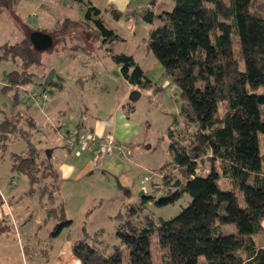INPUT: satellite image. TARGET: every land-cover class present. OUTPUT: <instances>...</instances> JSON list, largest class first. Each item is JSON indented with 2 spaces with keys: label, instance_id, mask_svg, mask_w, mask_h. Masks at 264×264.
<instances>
[{
  "label": "trees",
  "instance_id": "1",
  "mask_svg": "<svg viewBox=\"0 0 264 264\" xmlns=\"http://www.w3.org/2000/svg\"><path fill=\"white\" fill-rule=\"evenodd\" d=\"M18 1L0 0V14ZM76 1L95 27L96 38L120 39L98 6ZM152 1L143 12L132 14L151 24L160 20L149 29L146 46L179 88L181 110L167 133L171 158L150 174L151 190L114 215L119 242L110 253L96 242L102 230L91 234L86 229L74 241L73 251L82 264H156L152 236L157 234L160 264H264V246L254 238L264 233V154L259 139L264 134V0H173L171 9L158 12ZM80 23L66 19L51 34L65 37L69 26ZM108 49L126 82L136 87L132 92L154 86L132 54ZM42 53L29 37L0 44V63L15 65L4 75L2 87L13 92V107L25 102L18 87L35 81L32 67L43 64ZM128 87L121 85L120 99ZM19 112L0 121V142L22 132L27 149L10 158L13 171L26 175L34 192L39 151L30 135L17 131ZM79 139L76 133L69 145ZM56 190L50 192L48 209L49 218L56 219L51 237L73 223L62 202L55 205ZM181 199L186 205L170 218L148 209V204L167 206ZM112 200L111 208L119 201L117 196ZM107 212L102 210L101 216ZM227 225L237 233H227ZM14 230L11 219L0 218V234Z\"/></svg>",
  "mask_w": 264,
  "mask_h": 264
},
{
  "label": "crops",
  "instance_id": "2",
  "mask_svg": "<svg viewBox=\"0 0 264 264\" xmlns=\"http://www.w3.org/2000/svg\"><path fill=\"white\" fill-rule=\"evenodd\" d=\"M92 3L96 5L93 1ZM79 5L82 10L85 11L82 5ZM110 7H106L105 11H112L114 9L120 10L117 7H113L114 9H110ZM100 9L103 14V9ZM54 11L55 12L51 11L52 13L48 12L42 15V18L39 19L40 27H35L32 24L27 25L35 30H43L52 33L66 19H71L83 22L82 25L87 28L86 30L88 32L89 29L95 31L92 22L87 21L83 17L68 15L65 11L62 14L56 13L57 10ZM31 14L30 17L32 16ZM112 15L117 20L120 19V16L116 17L114 14ZM25 16L29 15L25 14ZM90 41L92 42V45H95L97 48H109V41H104L100 37ZM61 46V48L57 46L58 51L65 48L66 45L63 43ZM77 54V52H71V54H69L71 55L69 58L74 61L69 63L70 66L68 65V68L67 66L64 67L61 72L57 68L44 63V65L47 66L46 68H49V71H51L52 68L55 69V76L57 75L58 78L55 79L54 76L49 82H47V78H45L46 82L43 81L45 79H41L40 85L43 88L41 91L35 87L38 82L36 80L25 86L38 92L50 89L49 92L47 91L49 93L48 99H40L38 102L32 100L33 103L32 101H25L17 106V108H14H16L17 111L28 109L27 113L28 116H30V122L33 121L32 124L35 126L37 125L39 128V130L37 129L38 132L33 133L32 140L41 152L42 150H45L46 152V160L50 162L51 168H47L49 172L45 173V175L51 178L50 183L54 188H57L55 191V195L58 198L57 201L62 202L65 206L67 216H70L69 209L72 208L73 212H75L81 208L80 205L78 208H75V206L69 207L70 202H82V200L85 199L88 202L87 205H83L86 215L90 214L93 210L100 208L101 211L99 214L100 218H102V210H108L105 214V216H107L113 209L118 210L123 206L126 207V204L128 205L132 203L131 195L137 193L141 187H145L146 172L145 177H143V173L140 169L143 168V171L154 170L170 159V140L168 138V141L166 142L168 145L167 151L169 152V158L165 159V161L157 165V167H151L149 165H144L142 167L141 158L143 155L148 154L147 151L151 152L153 146L149 144L147 151H145L143 150V145H140V143L137 142L139 137L143 138L142 133L144 125L137 119H134L132 114L129 113L125 107L127 104H131L129 96L131 91L136 87L127 83L125 78L121 77V75L117 81L112 83V87L106 82L110 80L108 76L106 77V80L103 78V81H101L97 73L93 75L85 74L90 76V78H85L83 80L85 75L81 71L78 73L74 72L77 69L75 65L79 60ZM83 54L86 56V62L82 63L80 61V70L83 66L86 67L95 59L97 60V64H100L98 60L103 58L100 53L96 51H86ZM114 67L115 66L112 68ZM2 69L7 70L9 68L2 66ZM102 70L105 69L103 68ZM41 75L38 74L37 78L41 77ZM70 75L76 77L75 80L81 83V91L96 96L94 107L91 112L87 106V111L85 110L86 113H84L80 104H77L76 102L71 104V102L69 103L68 98H65L64 92L67 90V87H65L63 82L65 78ZM102 75L104 76V73ZM164 75H166L165 71ZM166 78L165 83L170 85V78H168V76ZM91 82L92 84H90ZM102 82H106L107 85H103ZM0 83L5 85V79L0 80ZM124 83L128 84L129 87L125 95H121L120 99L119 94L121 85ZM86 84H88L87 89L85 86ZM52 89H55V94H52ZM140 90L143 94V89ZM14 108L12 110L13 112L16 110ZM76 133L80 134V138L90 140V142L95 145L94 150L90 151L87 147H83L80 144L75 146L69 145L68 139L76 137ZM107 136L113 137L114 140L121 145V148L123 149L122 153H119L116 148H113L114 150L110 152V147L105 141ZM259 139L260 149L264 154V134H260ZM22 140L24 141V139ZM91 154H93V156H90ZM2 158H4V156L0 151V159ZM8 159L9 164L6 169H8V175H10V178L7 181H9L11 185H3V187H0V218L11 219L15 225V230L10 233L7 232L0 234V264H30V258L33 259L34 264H47L46 258L43 261V259L40 260V256L44 257L48 248L41 244L37 246V249L39 250L33 251V255L30 256L29 252L31 250L27 248L29 245L26 242L24 244L23 240H30L31 237H33L37 242H40V240L44 241L43 238L40 237L41 231L51 222L54 227L56 219L54 217L49 218V205L47 204L48 200L45 198V193L39 195L36 190L32 192L33 189L29 180V184L24 185L20 192L22 191L23 195L30 196V198L33 196L38 197L42 208L29 210L28 203H25V205L19 204L21 200L20 198H23V196H21V193H18V185L14 180V175L17 173L13 171L11 158L8 157ZM148 173L152 174L150 172H147V174ZM4 174H6V172ZM19 175L21 176V174ZM157 176V179H160V174ZM100 179L107 181V185L104 183L102 184ZM82 181L83 183L89 182L90 185L88 187H76V185ZM99 183H101V185ZM50 195L51 194H48L51 201ZM115 196H117L119 201L111 208V202L114 201L112 198ZM138 199L139 197L135 199V201ZM70 218L72 217L70 216ZM73 224L74 219L72 225ZM65 229L68 228L66 227ZM65 229H63L58 236L51 238L58 239ZM83 231L84 230H82V235ZM9 234H12L13 236L15 235L16 237L10 238V236H8ZM258 234H255L254 238L259 245L264 246V238L261 242H258L256 239L255 236ZM78 238L79 237H74L71 232L67 234V242L62 246V249L59 250V254H57L53 264H82L73 251V243ZM41 248L47 250L44 249L43 251ZM41 252L43 255H41ZM34 253H36V255Z\"/></svg>",
  "mask_w": 264,
  "mask_h": 264
},
{
  "label": "rangeland",
  "instance_id": "3",
  "mask_svg": "<svg viewBox=\"0 0 264 264\" xmlns=\"http://www.w3.org/2000/svg\"><path fill=\"white\" fill-rule=\"evenodd\" d=\"M21 1V2H20ZM88 1V0H87ZM96 3V5L103 9L102 17L105 20V24L108 27L114 28L117 33L120 35V39L110 41L108 42V47L116 52H125L132 54L136 61L148 72V76L153 80L154 86H152L149 89H143L142 91L139 90V92H132L130 93L129 100L131 101V104H127L125 107L129 111V113L132 114V117L134 119H137L139 122H141L144 125L142 137H139L138 143L140 145H143V150L147 151V147L150 145L153 146V149L150 151H147L148 154L143 155L141 166L149 165L151 167H157V165L163 163L165 159L169 158V152L167 151V144L168 141V129L170 125L172 124V121L174 117L178 116L181 110V100L179 99V88L178 86L171 80V84L167 85L165 83V80L167 79L166 75H164V69L162 65L159 63L158 59L154 55V53L149 50L146 46V42L149 35V29L156 26L160 23V20L156 19L154 24H151L149 22H146L143 20L142 17H135L132 14L133 11H137L139 13L143 12L145 8L150 4L151 0H90ZM20 2V4H19ZM152 7L155 12L160 11L163 8H169L171 9L173 6V0H153L152 1ZM80 3L76 0H19L16 5L11 6L10 8L4 10L0 14V44L5 42H16L20 41L21 39L25 37H29L30 33L27 27H29L27 24H32L35 27H40L39 19L42 18V15L46 13H52L55 12L54 10H57L56 13H65L68 15H75L77 17H83L86 18V12L82 10V8L79 5ZM110 7V9H114L113 7H117L120 10L118 12L120 13V19H116L112 14L114 11H105L106 7ZM117 10V9H114ZM52 11V12H51ZM32 13V14H31ZM34 13V14H33ZM25 14H28L29 16H25ZM30 14L32 15L30 17ZM36 15V16H35ZM83 23H80L75 26H69L67 28V33L60 34V38L56 36L55 43L52 47L46 49L42 53V60L43 64H40L38 66L32 67V70L38 75H41V77H36V81H38L35 85L37 89L40 91L43 89L40 85L41 79H45L47 76L51 74L52 71H55L54 68H57L60 72L64 67L67 66L70 62H73L71 58V52H77V57L79 60L76 63L77 69L74 71L75 73L82 72L85 74L93 75L97 73L100 77V80L103 81V78L106 80V77L108 76L110 78L109 81H106L108 85L112 87V83L117 81L121 77V66L118 65L114 59L112 58V55L109 53V49L105 47V49L97 48L95 45H92V42L90 40L97 39L93 35V31L89 29V32L86 30L87 28L82 25ZM33 29V28H32ZM66 31V30H65ZM105 37H107L105 35ZM67 41V42H66ZM58 42V44H57ZM65 43V48L58 51V47L61 48ZM81 47V48H80ZM86 51L90 52H99L100 55L103 57L104 60H98L99 63L97 64V60H92L91 63H89L86 67L83 66L82 69H79L80 61L82 63L86 62V56L83 54ZM108 53V54H107ZM104 55V56H103ZM51 65L54 68L49 71V68H46L47 66L44 65ZM2 66H5L9 69L15 68L14 64L8 63H0V80L5 79L4 78V69H2ZM70 66V65H69ZM115 66L114 68H112ZM105 70H102V69ZM46 69V70H45ZM8 70V69H7ZM104 73V76L102 75ZM119 75V76H118ZM58 76H55V79H57ZM76 77L74 76H67L65 78L63 84L65 87H67V90L64 92L65 98L69 100V103L73 104L76 102L77 104H80L82 106V110L87 111V106L92 111L94 107V103L96 100V96L94 94H88L85 93V91L82 90L81 83L75 80ZM85 78H90V76L85 75L83 80ZM169 78V77H168ZM39 79V80H37ZM46 82V79L43 80ZM106 82H102L103 85H107ZM84 83V82H83ZM92 84V82L90 83ZM4 84L0 83V108L3 109V111H0V121H2L6 115H16L17 107L14 108L12 105V95L13 92H4L2 91V86ZM88 84H86V89ZM27 86V85H26ZM159 86L160 88H156ZM19 91L22 93L24 89H29L25 86L18 87ZM53 90V89H52ZM49 92L50 89H47ZM46 91V93H48ZM44 93V92H43ZM133 93H136L137 96L135 98H132L131 95ZM52 94H55V89L53 90ZM142 94V95H141ZM120 97V96H119ZM21 98L24 101H32V99H25L21 95ZM49 98V93L48 97ZM42 100H45V98H42ZM41 100V101H42ZM33 103V101H32ZM135 106V107H134ZM14 109V112L12 111ZM28 110V109H27ZM26 109L22 110V113L19 112L18 118L20 119V122H18V130L17 131H25L28 135H30L32 139V135L34 132H38L39 128L37 125H33L32 127L29 126L30 122V116H28ZM18 114V113H17ZM33 122V121H31ZM38 129V130H37ZM22 132H16L12 134L9 139L6 141L0 142V151L2 152L4 158L0 159V187H3V185H11L9 181L10 175H8V169L7 166L9 164L8 157H11V154L13 152H22L27 149V144L21 139ZM26 134V135H27ZM111 138V136H107L106 139ZM113 138V137H112ZM111 138V139H112ZM84 138H80L78 144H80L83 147H87L88 150H94V145L90 142V140H83V143L81 144V141ZM106 144H107V140ZM111 141V140H110ZM88 142V145H87ZM110 152H112L116 148V150L120 153L123 152V149L121 148V145L118 144L114 138L109 143ZM107 144V145H108ZM36 145V144H35ZM93 146V149H92ZM37 147V145H36ZM38 149V147H37ZM39 157H38V163L40 167V171L37 173V182L35 183L34 187L35 190L39 195H43L45 193V198L48 200V205H51V201L49 199L48 194L50 192H53L54 186L50 183L51 178L46 176L45 173H48L47 165L50 164L49 161L46 160V152L45 150H39ZM90 156H93L91 154ZM156 170V169H154ZM154 170L150 171H143V168L140 169V171L143 173V177L149 175V179H151L152 175L147 172L153 173ZM6 172V174H4ZM156 172V171H155ZM178 173V172H177ZM9 176V177H8ZM146 180L145 187H141L140 190L137 191V193H134L131 195L132 202L135 201L138 197L141 196V191L144 189L146 191L151 190V181ZM15 183L18 185L19 194L21 193V197L19 204L25 205V203H28L29 210H32L34 208L41 209L42 205L38 197H31L23 195L22 190L24 185H28V177L26 175L21 176L19 174L14 175ZM101 183L107 185V181H104L102 179ZM101 183H99L101 185ZM90 184L89 182H80L76 185V187L85 186L88 187ZM97 186V183H96ZM10 188V187H9ZM144 192V193H145ZM152 194V193H150ZM87 195V194H85ZM43 203V202H42ZM186 200L181 199L178 200L174 204H170L167 206H156L153 204H148V209L153 211L156 215L162 216L164 218H170L174 215H177L182 207L186 205ZM88 202L84 199L82 202L75 201L74 203H69L70 206H75V208H78L80 205V209L73 212V209H69L70 216L74 219V224L70 227H67L68 229H65L61 236L58 239H52L50 236V231L52 226V222L41 231L40 237L43 238L44 241L40 240V242H37V240L33 239H27L23 240V243L25 242L29 245L27 248L31 250L29 252V255H33V251H37V246L43 245L46 248H48V251H46V255L44 257L40 256V260L46 258L47 264H53L54 260L56 259L57 254H59V250L62 249V246L67 242V234L71 232V234L74 237H81L82 230L86 229L89 233L95 234L96 231L102 230L100 232V235H98L99 238H96V242L101 248L106 249V253H110L113 248V244L119 242L118 238L116 237V229L119 223V220H117L114 217V214L118 211L117 209H113L111 213H109L107 216L100 218V211L101 209H95L90 214L86 215V211L84 210L83 205H87ZM56 206L59 205V201H56ZM100 209V210H99ZM125 210V208H124ZM69 216V217H70ZM124 219V215L123 218ZM227 233H237L236 229L232 225H227L224 229ZM68 232V233H67ZM10 238L16 237L12 234H9ZM258 242H261L264 238V234H258L255 236ZM39 241V240H38ZM69 241V240H68ZM153 241V253L155 256L156 264H160L161 260V250L158 246V235L154 234L152 236ZM16 243V242H14ZM26 247V246H25ZM124 248L125 255L128 254V251L126 247ZM45 248H41V250L44 251ZM47 250V249H45ZM36 255V253H34ZM41 255L42 252H41ZM42 257V258H41ZM60 259V258H58ZM62 259V258H61ZM30 264H34V261L32 258H30Z\"/></svg>",
  "mask_w": 264,
  "mask_h": 264
},
{
  "label": "water",
  "instance_id": "4",
  "mask_svg": "<svg viewBox=\"0 0 264 264\" xmlns=\"http://www.w3.org/2000/svg\"><path fill=\"white\" fill-rule=\"evenodd\" d=\"M29 38H30V41L33 44V46L39 51H44V50L52 47L53 44L55 43L54 36L51 33L43 31V30H33L30 33ZM3 73L5 75L7 73V70H4ZM55 74H56V72L52 71L48 77L47 82L52 80L54 78ZM136 93H133L131 97L135 98L137 96ZM144 192H145V190L143 189L140 194L143 195Z\"/></svg>",
  "mask_w": 264,
  "mask_h": 264
},
{
  "label": "built area",
  "instance_id": "5",
  "mask_svg": "<svg viewBox=\"0 0 264 264\" xmlns=\"http://www.w3.org/2000/svg\"><path fill=\"white\" fill-rule=\"evenodd\" d=\"M43 92H38V91L31 90V89H27V90L24 89L23 92H22V96L25 99H32V100L38 102L41 99V97L45 98V99L48 97V93H46V91H43ZM111 138L106 139L107 140V144H108V141H109V143L112 141L113 138L112 139ZM83 140L84 139H82L81 144L83 143ZM87 145H88V142H87ZM108 146H109V144H108ZM94 147H95V145H94ZM92 149H93V146H92ZM145 178L148 180L149 179V175L146 176Z\"/></svg>",
  "mask_w": 264,
  "mask_h": 264
}]
</instances>
